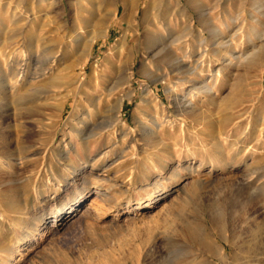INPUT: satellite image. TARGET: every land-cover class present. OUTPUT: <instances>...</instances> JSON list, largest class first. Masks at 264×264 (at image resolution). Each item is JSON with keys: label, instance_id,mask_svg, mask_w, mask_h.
I'll return each mask as SVG.
<instances>
[{"label": "rangeland", "instance_id": "obj_1", "mask_svg": "<svg viewBox=\"0 0 264 264\" xmlns=\"http://www.w3.org/2000/svg\"><path fill=\"white\" fill-rule=\"evenodd\" d=\"M23 2L0 0V102L11 112L12 91L26 95L37 114L25 122V161L12 159L8 180L0 179V240L23 241L17 257L0 254V264H171L182 252L174 238L184 218L197 215L215 230L211 210L240 209L253 190L264 195V65L233 60L216 73L231 51L258 49L252 28L264 31V0H136L131 9L121 0ZM201 15L223 31L216 43ZM189 19L205 44L189 32ZM177 35L183 41L172 44ZM92 38L91 47L80 45ZM188 45L192 58L183 52ZM49 49L60 59L51 71L40 57ZM176 57L186 67L204 64L190 72L173 65ZM129 66L128 83L122 70ZM191 79L209 82L212 92H199L181 115L166 85L188 98ZM122 97V112H114ZM153 118L166 122L155 136L142 127L153 128ZM4 126L0 119L1 136H11ZM257 178L258 186L247 185ZM80 192L76 210L55 221L52 211ZM38 226L42 235L34 239Z\"/></svg>", "mask_w": 264, "mask_h": 264}, {"label": "bare ground", "instance_id": "obj_2", "mask_svg": "<svg viewBox=\"0 0 264 264\" xmlns=\"http://www.w3.org/2000/svg\"><path fill=\"white\" fill-rule=\"evenodd\" d=\"M21 1L23 2V0H18L17 7H19ZM121 1L124 3V5L128 9H131L133 7V5L135 4V1L136 0H121ZM6 2H8V1H6ZM98 2H100V1H98ZM12 3H13V1H12ZM9 6H11V3H10ZM3 7H4V5H3ZM7 7H8V5H7ZM7 7H5V8H7ZM101 8H102V6H101ZM135 8H136V6H135ZM19 9L21 10V7ZM23 14H24V12H23ZM16 16H18V15H16ZM201 16H203V15H201ZM204 17L205 16L201 17L200 18V21L204 23V24L202 23L205 26V27L204 26L203 27L206 29V31H208L209 36L212 37L211 43H216L218 41V39L222 36L223 31L219 27H217L215 24H213L210 19H204ZM25 19H23V20H25ZM13 21H15V20H13ZM26 23L27 22H25V24ZM23 25H24V23H23ZM228 26H230V25H228ZM187 28H188L189 32L191 31V33H193L194 31H198V35H197L198 37L196 36V38L199 40L200 43L205 44L207 42V38L208 37H204L206 34L204 35L203 34V31L196 29V26H195V24H194V22H193L192 19H189L188 20V22H187ZM252 29H253V34L255 35V37L260 40V45H258V49L253 50L252 52H250L248 54H246L245 52H239V53H237L236 51H231L230 53H231L232 58H230L228 56H225V57L223 56L224 57L223 58L224 65L221 66V67H218L217 70H216V73L223 72V71L225 72V70L229 69L232 65L235 64V62L233 60L238 61L240 63H243V64H245V66L247 68H252V69H257V68H259V67H261V66L264 65V31L263 32H259L255 28H252ZM7 30H8V27H7ZM156 31H157V29H156ZM16 35L15 36H12L11 35L10 39L12 37H16ZM149 35H150V33H149ZM79 36H81V35H79ZM161 36L162 37H166L165 34L164 35H161ZM170 36H172L171 35V32H170ZM17 38H18V36H17ZM73 39H74V41L76 43H78V41H80L81 38L80 37H76V38H73ZM182 39H183V36L182 35H177V36H174L171 39V42H172V44L173 43H180V42L183 41ZM2 41H4V40L1 39L0 42L2 43ZM94 42H95V38H92L91 40L83 41L80 45H83L84 47H89V46L91 47V45H93ZM160 44H162V43H160ZM224 44H229V42L226 40V42H224ZM65 45H66V48L69 47L68 44L65 43ZM124 45H125V42L124 41L121 42L120 48L123 47ZM188 46L189 47H185V48L182 47V49L184 48L183 49L184 50L183 52L185 53V56L187 58H192L194 56V52L191 50L190 45H188ZM228 46H230V45H228ZM252 46L253 47H256L257 45L256 44H253ZM224 47H226V46H224ZM206 50H208V49H206ZM40 52H42V50ZM11 55H13V54H10V56L8 57V61H11L13 59L11 57ZM40 57L44 60V62L46 61L49 64V66L46 67V69L48 71H51L52 70V66L56 63V61L60 60L59 59V55L57 53L53 52L51 49H49L48 52L42 53L40 55ZM36 58H38V57H36ZM38 60H41V59H38ZM172 61H173V65L174 66H175V64H177L179 66V69L186 67V65H183L182 61H184V59L181 58V57H176ZM41 62H42V60L40 61V63ZM23 64H25V63H23ZM203 64H204V59H202L201 61H199L198 63H196V65L194 67H186V68L190 72H195L199 67H202ZM42 65H43V63H42ZM173 65H172V67H174ZM131 67L132 66H129V67L124 68V70H122L123 71V73H122L123 76L122 77L123 78H126V80H128V83L130 82V79H131V77L133 75V72L131 71ZM16 68H17V66H16ZM41 68H43V67H41ZM231 73H233V72L231 71ZM97 74H99V73H97ZM19 75L20 76L18 77V80L21 79L22 73L19 74ZM97 80H98V78H97ZM190 81L193 82V85L191 87L192 89L190 91V97H188V98L185 95H182V94L180 95L179 93H175V89H174V84L175 83L173 85H169V84L166 85L165 84L166 85L167 93L169 94V96H172L174 98V104L177 106V111L180 114H181V112L186 111L188 106H191L192 105V100L195 98V96L197 94H200L199 92H207L209 94L212 92V88L209 85V82L203 83V81H196V80H193V79H191ZM196 90H197V92H196ZM41 94H42V92H41ZM47 94H48V91H47ZM105 95H106V93H105ZM25 96L24 95L14 94L13 91H12V93H11V98H12L11 99V103H12L13 108H11L12 109L11 112L9 111V107L8 106L3 105L0 102V119L3 120L4 123H5L4 128H6L11 133V136L10 135L9 136H5V135H2L1 136V134H0V136L2 137L1 140H0V162L2 163V165H0V179H1V184H5L4 182L7 181L8 178H9L8 177V173H10V172L7 173V169L10 168V167L12 168V166L14 167L15 162L12 165V163H11L12 161L11 160L12 159H15V161H17L16 164H22L25 161L26 157H27L26 155H23L22 154L23 152L21 153V151L25 147V140L23 138V135H24V133L26 131H29L30 130L29 127L25 124V122L27 121V118L32 117V113L33 112L31 113L27 109V106H26V97H28V96H26V97ZM88 96H89V94H88ZM91 96H92V94H91ZM104 97H106V96H104ZM103 100H105V99H103ZM2 102H4V101L2 100ZM48 102H50V101H48ZM101 102H102V100H101ZM107 102H109V101H107ZM229 103H232V102H229ZM222 104L224 106H226L225 108H228L227 105H226V103H225V101H223ZM122 107H123V97L112 107L113 108L112 110L114 112H119V111L122 110ZM228 110H229V108H228ZM87 112H89V111H87ZM34 114H37V113L34 112L33 115ZM88 116H90V114H88ZM31 120H34V119H31ZM107 120H109V117H108ZM118 120H119V117L112 118L111 124L117 122ZM41 121H42V119H41ZM27 122H29V121H27ZM81 123H83V124L86 123V120L83 119L81 121ZM153 123L155 124V126H153V128L151 126L148 127L145 122L142 123V127H143V130L145 131V134H148V135H151V136L152 135L155 136V134H156V128L162 127L163 126L162 124H165L166 122L164 120H161L160 121V120H156V119L153 118ZM42 124H44V123H42ZM167 124H169V126L172 127V126H174L176 124V122L174 120H168L167 121ZM217 127H216V129H217ZM102 129H104V128H102ZM134 135H135V133H134ZM127 137H129V136H127ZM148 138H149V136H148ZM214 138H216V135H214ZM33 143H35V142H33ZM162 143H164V142H162ZM122 156H123V154H122ZM30 157H32V156H30ZM82 175L83 176L81 178H84L85 179L87 174L85 173V174H82ZM173 175L179 176L180 174L175 172V173H173ZM258 180H259L258 178L257 179H253V180H247L246 183H247V185H251L253 187L254 185H257V181ZM198 182H199V180H198ZM156 184H159V181H157ZM250 187H247V188L250 189ZM263 196H264L263 193H261L260 191H254L253 190L252 193H250V192L247 193V197H246V200L244 202V205L242 207H240V209H236V210H233V209L231 210L230 209V210H228V209H225V208L219 206L216 209L211 210V212H210L211 213L210 214V219H211L212 224L215 226V228H216L215 230L216 231L214 229H212L211 227L209 228V227H206L205 225H203L200 222V220L198 219V216L197 215H192L191 217L184 218L182 220L181 225L176 228V231L179 232V235H177L176 238H174V240H176V242L180 245V248L182 249V252L179 249V254H177L172 259L171 264H264V210L261 209V208H259L257 206V204L259 202L262 203V204H264V197ZM82 198H83L82 193L81 192L80 193H77L76 197L72 201L67 202V203L61 205L60 207L54 209L52 211V217L54 218V220L55 221L62 220L67 213L74 212L76 210L77 206L79 204H81V199ZM102 198H103V196H102ZM109 201H110V199H109ZM109 201H107V202H109ZM13 202H14V200H13ZM105 202H106V200H105ZM105 202H104V204H105ZM137 213H140V211L138 210ZM41 216H38V217L35 218V221L33 223L34 225L37 224L36 221L38 219H40ZM52 224H54V222ZM32 231H36V234H35L36 236L34 237V239H38L37 235L38 236H41L42 235L41 234V228L39 226L38 227H34V229ZM217 237H220L222 239V241H220L219 239H217ZM23 239H25V237H23ZM22 244H23V241L21 239L18 241L17 244H15V243L12 244V243H9V242L8 243H5V242L3 243L0 240V254H6L7 255V258L6 259L13 260V259H15L17 257V254H19L21 252ZM227 244L231 247V252L228 250Z\"/></svg>", "mask_w": 264, "mask_h": 264}]
</instances>
